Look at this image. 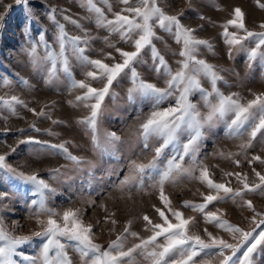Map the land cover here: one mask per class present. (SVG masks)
Masks as SVG:
<instances>
[{"label": "snow or ice", "instance_id": "snow-or-ice-1", "mask_svg": "<svg viewBox=\"0 0 264 264\" xmlns=\"http://www.w3.org/2000/svg\"><path fill=\"white\" fill-rule=\"evenodd\" d=\"M256 2L264 9V3L260 0ZM2 3L3 0H0V4ZM99 3L106 6L107 11L112 13V18L97 5L96 0H83L81 7H86L94 15L97 28L107 31L108 35L102 38L103 43L114 49L118 58L112 53H105L103 59L90 57L87 53L91 40L95 38L89 36L77 20L63 15L64 21L85 33L83 36L69 34L65 24L57 20L55 8L47 14V19L55 27L52 41L46 38L43 30L37 31L35 38L30 37V30L25 27L24 33L29 39L24 51L33 68L43 65L46 83L58 78L62 71L70 81L69 91L81 90V94L75 97L76 103L73 106L84 107L88 110V115L77 123L89 135L96 151L106 152L109 146L120 140L115 132H105L102 141L99 125L103 115L102 105L110 95L114 82L127 78L131 84L128 89L129 101L134 102L139 97L151 103L147 118L139 126V135L143 151L152 153V158L147 164L140 162L138 158L130 159L127 165L128 174L118 181V186L129 194L134 190H145L146 183L147 187L157 190L162 204V207L153 205L158 221L148 215L142 217L145 222L144 230L150 233L146 238L133 231L129 221L123 233L111 241L107 249H102L94 241L93 225L83 220L79 210L67 209L59 213L48 208L46 197L54 190L37 173L27 174L12 167L8 157L20 145H35L38 146V151L50 150L49 154L60 155L77 166L86 161L69 151L68 142L57 144L28 135L18 139L15 147L9 145V152L0 154V172L31 185L30 194L38 197L30 201L34 209L32 217L38 226H42V231L33 232L31 235L13 234L0 218V264H18L17 257L22 264H74L70 250L78 254L80 264H139L137 257H142L146 264H256L254 257L264 254V212L258 211L247 196L264 193V172L252 168L256 178L254 181H250L248 173L225 172V178H234L241 186L233 188L232 179L216 182L212 178L209 168L199 159V152L204 127L215 122L224 124L226 135L230 138L243 140L247 137V141L239 145L245 150V154L253 146V142L258 140V135L259 142L264 144V93H253L254 98L245 102L239 93L222 92L218 83L223 77L216 66L200 58L202 49L214 54L212 44L199 39L195 34L196 29L185 26L178 15L168 14L158 0H116L122 6L119 11H113L110 0H99ZM15 4L23 5L31 20L32 9L28 6V0H15ZM3 6L5 13L0 14V28L3 27L6 12L12 8L11 4ZM66 11L61 10V14ZM199 19L204 17L200 16ZM258 27L259 31L249 30L245 13L239 7L232 11L231 18L222 25L229 59L232 58L233 50L240 46L246 52L245 59L249 67L256 61L264 65V23H260ZM230 28L233 30L230 31ZM157 29L168 34L180 45V51L174 53L181 58L176 61L175 69L168 64L154 43L163 39L158 35ZM113 35L118 36L119 41L133 50L117 47L110 40ZM245 42L250 46L246 47ZM40 48L44 50L43 57L38 54ZM145 49L150 52L153 71L158 79L163 80L164 87L144 80L137 71L136 65L142 62ZM70 56L79 62L84 80L75 79L71 71ZM108 59L112 62H105ZM202 80H207L210 90L202 86ZM22 82L28 83L27 80ZM92 82H98L101 86L94 87ZM3 83L8 85V79H3ZM224 83L227 84L226 81ZM196 94H199L200 102L207 109L203 115L191 99ZM165 102L169 103L162 107ZM0 105L6 107L14 116H18L17 106H21L38 118L51 119L50 114L43 109L37 112L15 95L0 96ZM59 123L62 122L53 121V124ZM30 129L40 132L35 124L30 125ZM19 131L24 133L23 129ZM47 134L57 135L50 129ZM0 143L6 141L0 139ZM238 155L240 153L228 154L225 158L232 159L239 167V159L234 158ZM257 161L264 165V157L260 155H252L248 163L251 166ZM54 171L58 173L60 169ZM181 176L198 180L208 189L207 194L201 193L203 203L185 201L182 207L200 213L206 225H212L221 233H227L231 241L235 242L208 231L207 227L201 234L197 231L198 224L193 217L186 218L183 211L172 206L165 186L175 183ZM7 196L8 193H0V199ZM229 200L252 213L250 218H245L253 225L250 230L229 222L222 214L218 215L221 213L218 207L215 211H206L209 205ZM41 216H46L47 219H41ZM114 216L115 213H110L105 217V222L110 220L116 225L118 222ZM129 238L139 242L126 248ZM34 239L41 241L37 253L26 254L23 247L30 245Z\"/></svg>", "mask_w": 264, "mask_h": 264}, {"label": "rangeland", "instance_id": "rangeland-1", "mask_svg": "<svg viewBox=\"0 0 264 264\" xmlns=\"http://www.w3.org/2000/svg\"><path fill=\"white\" fill-rule=\"evenodd\" d=\"M83 0H28V6L32 9V18L29 20L28 13L23 5H16L15 0H3L0 4V14L5 13L3 5L11 4L12 8L5 14L3 27L0 28V96H17L24 101L28 107L40 112L42 109L50 114L51 119L38 118L25 108L17 106L18 116L4 106L0 105V139L6 143H0V154L9 152V145L15 147L18 139L31 135L37 139L50 141L52 143L68 142L69 151L82 158L85 163L77 166L64 159L60 155L49 154L50 150L38 151L35 145H20L15 153L8 157V162L12 167L17 168L27 174L37 173L50 185L54 191L49 192L46 197L48 208L55 209L62 213L67 209L79 210L81 217L86 223L93 225L94 241L107 249L109 243L123 233L124 227L131 221L132 230L147 237L149 232L144 230V215H148L154 221H158V214L153 205L162 207L158 199L157 190L145 186V190H134L130 194L127 190L122 191L118 186V181L128 174V162L130 159H139L147 164L152 158V153L143 151L142 142L139 135V126L147 118L151 108L149 101L137 97L134 102L128 99V89L131 87L127 78H120L114 82L102 105L103 115L100 119V134L103 141L105 132H115L120 140L109 146L108 151L100 152L93 149L89 135L84 128L77 123L78 120L88 115V110L84 107H74L75 97L81 94V90L69 91L70 81L61 71L58 78L45 82V72L43 65L33 68L29 58L24 51L28 45L29 37L25 36V27L29 28V36L35 38V33L43 30L46 38L52 41L55 34V27L47 19L48 12L55 8L56 18L65 24L69 34L83 36L85 33L76 28L71 23L63 20V15H68L77 20L91 40L88 55L92 58L103 59L105 53H112L117 56L114 49L107 47L103 43V37L108 33L102 28H97L94 22V15L89 13L86 7H81ZM97 5L102 7L112 18V13L107 11L106 6L96 0ZM113 11H119L122 7L116 0H110ZM134 2V0H133ZM264 3V0H260ZM159 5L170 15H178L181 22L192 29H196V36L199 39L207 40L212 44L214 54L207 50H201V57L208 63L216 66L223 80L218 83V87L225 94L239 93L245 102L253 99V93H264V65L259 61L253 62L249 67L246 62V52L237 46L229 59L228 47L224 43L222 25L231 18L232 11L239 7L245 13L246 26L249 30L259 31L258 25L264 23V9H261L256 0H158ZM61 10H67L61 14ZM203 16L204 19H199ZM232 31L233 29H229ZM162 40H156L157 49L165 57L168 64L175 69L176 61L181 59L178 55L180 45L166 33L157 29ZM110 40L117 47L125 50H133L130 46L119 41L118 36L113 35ZM245 46H250L245 42ZM55 48V45L53 44ZM58 51V48L56 49ZM38 54L43 57V48L38 49ZM71 71L76 80H84L85 76L79 62L75 57H69ZM111 63L110 59L105 60ZM137 71L142 78L148 82L164 87V82L158 79L153 71L150 52L145 49L143 60L136 65ZM3 79H8L9 84L5 85ZM22 80H27L24 84ZM227 82V84L224 83ZM202 86L210 90L207 80L201 81ZM94 87H100L98 82H92ZM201 114H205L204 108L199 100V94L191 97ZM72 103H69V102ZM169 102H165L162 107H166ZM142 110V114L140 111ZM53 121L62 123L53 124ZM35 124L40 132L30 129V125ZM23 129L21 134L19 130ZM51 130L57 135H48L47 130ZM184 137H182L183 139ZM247 141L230 138L226 135L225 126L222 122H215L211 126H205L199 159L209 168L212 178L216 182H224L232 179V187H241L234 181V178H225V172L248 173L250 181L256 178L252 173V168L264 172V165L258 161L250 166L248 161L252 155L264 157V144L258 140L253 142L249 149L242 150L239 145ZM155 143V141H153ZM240 153L234 156L239 159L240 166L237 167L232 159L225 158L228 154ZM60 169L57 173L54 170ZM31 185L22 183L18 178L5 175L0 172V193H8L6 198L0 199V218L9 232L17 235H31L36 231H42V226H38L32 217V199H38L31 194ZM165 192L172 201V206L183 211L185 217H193L198 224L197 231L203 234V229L214 234H221L224 239L231 241L227 233H221L219 229L212 225H206L203 217L198 212H193L190 208H183L185 201L193 203H203L201 193L207 194L208 189L198 180L187 176L178 177L175 183H168ZM254 207L264 212V193L249 194ZM221 209L224 219L236 224L245 230H250L253 225L246 217L250 218L252 213L246 208L239 207L231 200L209 205L207 210L215 211ZM110 213H115L113 217L118 223L113 225L110 220L105 222V217ZM166 214L167 211H166ZM46 220V216H41ZM264 227V226H262ZM139 241L129 238L125 247H131ZM39 239H34L30 245L23 247V251L29 255H35ZM74 264H80L79 256L74 251H69ZM18 264L20 258H16ZM139 264H146L142 257H137ZM256 264H264V254L254 257Z\"/></svg>", "mask_w": 264, "mask_h": 264}]
</instances>
